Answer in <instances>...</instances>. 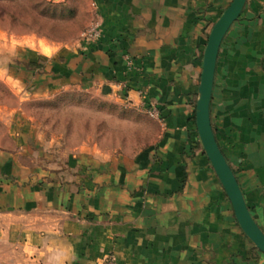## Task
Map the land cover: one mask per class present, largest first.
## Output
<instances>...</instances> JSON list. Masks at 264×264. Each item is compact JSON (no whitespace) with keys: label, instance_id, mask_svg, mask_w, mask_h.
<instances>
[{"label":"crops","instance_id":"obj_1","mask_svg":"<svg viewBox=\"0 0 264 264\" xmlns=\"http://www.w3.org/2000/svg\"><path fill=\"white\" fill-rule=\"evenodd\" d=\"M230 0H82L94 42L50 56L13 84L30 96L88 88L158 119L132 158L40 145L28 114L0 141V264H264L237 225L202 147L194 103L207 33ZM27 99V98H24ZM215 142L264 233V0H246L216 55ZM146 113V112H145ZM48 146H51L49 142ZM25 157V159H22Z\"/></svg>","mask_w":264,"mask_h":264},{"label":"rangeland","instance_id":"obj_2","mask_svg":"<svg viewBox=\"0 0 264 264\" xmlns=\"http://www.w3.org/2000/svg\"><path fill=\"white\" fill-rule=\"evenodd\" d=\"M82 0H0V141L7 122L28 114L40 145L57 157L77 150L98 159L132 158L152 146L157 131L142 106L88 88L69 87L30 96L13 84V73L38 71L50 56L76 47L89 23ZM27 98V99H24ZM51 143L49 147L48 144ZM25 159V157H22Z\"/></svg>","mask_w":264,"mask_h":264},{"label":"water","instance_id":"obj_3","mask_svg":"<svg viewBox=\"0 0 264 264\" xmlns=\"http://www.w3.org/2000/svg\"><path fill=\"white\" fill-rule=\"evenodd\" d=\"M245 1L230 0L207 33L196 88L194 124L199 143L231 204L237 225L253 246L264 253V233L250 217L233 172L215 142L208 112L218 47L225 32L240 14Z\"/></svg>","mask_w":264,"mask_h":264},{"label":"built area","instance_id":"obj_4","mask_svg":"<svg viewBox=\"0 0 264 264\" xmlns=\"http://www.w3.org/2000/svg\"><path fill=\"white\" fill-rule=\"evenodd\" d=\"M82 41L94 42L100 36V23L97 19H90L87 26L80 34ZM146 114L152 118L158 119L155 108L149 107L145 110Z\"/></svg>","mask_w":264,"mask_h":264}]
</instances>
